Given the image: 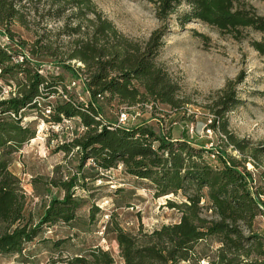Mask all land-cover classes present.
I'll return each instance as SVG.
<instances>
[{
	"label": "trees",
	"instance_id": "1",
	"mask_svg": "<svg viewBox=\"0 0 264 264\" xmlns=\"http://www.w3.org/2000/svg\"><path fill=\"white\" fill-rule=\"evenodd\" d=\"M28 1L37 4L41 0ZM146 1L152 4L160 21L185 2L187 10L179 16L180 26L185 21L196 20L235 39L247 36L250 31L259 32L261 40H252L251 45L264 53V15L241 6L236 0ZM25 2L0 0V34L11 42H14V33L9 27L12 23L27 28L31 14ZM51 2L62 7L45 15L53 13L57 17L62 16L65 5L88 9L90 1ZM91 13L94 17L89 21L92 25L89 31L80 22L64 29L68 37L77 36L67 47L64 59L45 42V33L39 34L28 46L25 40H18L19 51L0 46V82L14 83L16 88L3 97L0 84V254L20 253L25 242L32 241L43 226L75 222L79 217L77 211L83 205L82 198L75 195L78 183L84 188L86 179L92 182L96 177H103L99 170L121 165L128 175L149 181L155 196L181 194L183 197L180 204L170 199L166 202L180 211L177 222L161 224L152 230L139 226L133 233L116 222L111 223L109 231L114 233L122 264L197 261L205 254L197 251L196 245L208 237L220 246L216 258L207 264H264L252 257L264 255V232L253 229L257 214H264V202L259 199L261 191H252L249 172L241 170L237 161L220 146L206 147L207 139L192 143L187 133L172 139L151 129L146 120L118 124V118L106 117L105 104L112 100L127 106L156 101L179 107L177 83L155 60L163 43L165 25L163 30L154 31L148 40L138 43L120 33L98 11L91 9ZM82 15L81 11L75 14L77 19ZM19 55L21 61L16 60ZM70 60L80 61L83 66H74ZM46 64L52 70L42 73ZM67 74L76 82V87L81 86L82 100L73 94L74 85H66L64 75ZM239 103L233 88L227 85L215 102L219 107L215 113L222 116L225 110ZM43 108L49 113H41L45 120L57 124L63 119L75 120L82 130L58 146L66 153L76 149L77 171L58 179L43 180L38 176L31 181L33 186L50 185L63 192L61 197L52 195L38 221L33 222L24 214L25 190L9 168V156L35 136L32 123L24 118L30 111L41 112ZM221 128L234 147L244 149V140L234 138L226 130V124ZM259 150L257 147L254 153ZM88 160L95 171L93 174L85 172ZM97 210L96 206L89 209L90 221ZM205 210L213 217H207ZM68 239L61 238L55 245ZM113 263L112 254L100 247L67 261V264Z\"/></svg>",
	"mask_w": 264,
	"mask_h": 264
},
{
	"label": "rangeland",
	"instance_id": "2",
	"mask_svg": "<svg viewBox=\"0 0 264 264\" xmlns=\"http://www.w3.org/2000/svg\"><path fill=\"white\" fill-rule=\"evenodd\" d=\"M26 1L31 14L28 16L27 28L12 23L9 27L14 33V42L0 34V46L19 51L18 40H25L28 46L39 34L45 33V42L64 59L67 47L77 37H68L64 29L80 22L82 28L89 31L92 26L89 21L94 17L91 9L110 20L124 36L138 43L148 40L154 31L163 30L165 25L167 29H164L163 43L155 60L177 83L176 99L179 107L156 101L127 106L112 100L105 104L106 117L117 119L121 112L129 109L139 114L129 124L146 120L151 129L166 136L171 132L174 137H180L181 132H186L192 143L207 139L206 147L210 143L212 147L220 146L237 161L241 170L252 175V191H261L259 199L264 202V53L261 54L251 45L252 40H261V33L250 31L247 36L235 39L196 20L185 21L180 26L179 16L187 10L185 2L170 13L166 20L160 21L155 16L152 4L146 0H89L88 9L63 5L62 16L57 17L53 13L50 16L45 14L61 8L62 4L51 5V0H41L37 4ZM236 1L256 14L264 15V0ZM79 11L83 14L81 19L75 16ZM70 62L74 66H83L77 60ZM46 70L52 69H48L46 64L41 72L45 73ZM64 77L68 87L73 86L72 82L76 84L68 74ZM0 84L3 97L16 89L14 83ZM227 85L233 88L240 103L218 116L215 111L219 107H216L215 102ZM73 92L77 99L82 100L81 86L74 85ZM42 112L49 114L43 108L41 112L30 111L24 118L32 123L35 136L9 156V168L18 176L25 190L24 214L30 216L33 222L38 221L49 198L54 194L61 197L63 192L50 185L33 186L31 181L38 176L49 180L75 173L78 163L76 149L66 153L58 146L70 141L76 131L82 130L76 123L78 121L63 119L57 124L45 120ZM208 119L214 126L210 127L211 133L207 136L204 130ZM223 123L234 138L244 140L243 150H238L229 141L221 130ZM257 147L261 150L254 153ZM85 169L89 174L95 172L90 160L86 162ZM99 174L103 177H96L92 182L86 179L84 188L80 183L76 186L75 195L82 198L83 205L77 211L79 217L75 222L70 225L57 222L43 226L32 241L25 242L20 253L0 254V264H67L73 256L84 255L94 247L108 250L114 257L113 264H122L114 233L109 231L112 222L133 233L139 226L152 230L161 224L177 222L180 218V211L167 206L166 202L170 199L180 204L183 202L181 194L155 196L149 181L128 175L121 165L107 171L99 170ZM92 206L98 210L90 221L87 214ZM204 214L213 217L208 210ZM254 221V231L264 232V214L259 212ZM67 237L68 241L55 245L57 240ZM219 246L216 240L208 237L196 245V250L205 254V257L179 264H207L216 258ZM252 257L264 262V255Z\"/></svg>",
	"mask_w": 264,
	"mask_h": 264
},
{
	"label": "built area",
	"instance_id": "3",
	"mask_svg": "<svg viewBox=\"0 0 264 264\" xmlns=\"http://www.w3.org/2000/svg\"><path fill=\"white\" fill-rule=\"evenodd\" d=\"M17 60L21 61L22 60V57L19 56L17 58ZM72 85H74V82H72ZM136 115L138 116L137 111L135 113H133V114H130V113L126 112V111H123V112L120 113V116L118 117V121L117 122H118V124H125L129 120L134 119ZM207 123L205 125L206 128H205L204 131H205V135L208 136L211 133V128H210L211 127L210 125L212 123L211 122V119H208L207 120ZM209 145L212 146V143H210Z\"/></svg>",
	"mask_w": 264,
	"mask_h": 264
},
{
	"label": "crops",
	"instance_id": "4",
	"mask_svg": "<svg viewBox=\"0 0 264 264\" xmlns=\"http://www.w3.org/2000/svg\"><path fill=\"white\" fill-rule=\"evenodd\" d=\"M185 133H186V132H185ZM182 134H183V133L181 132L180 137L182 136ZM168 136H169L170 138H172V139L178 138V137H174L173 134H171V132L168 133Z\"/></svg>",
	"mask_w": 264,
	"mask_h": 264
}]
</instances>
